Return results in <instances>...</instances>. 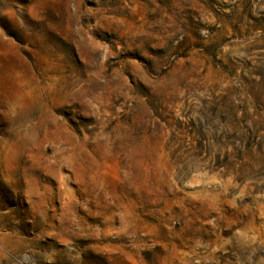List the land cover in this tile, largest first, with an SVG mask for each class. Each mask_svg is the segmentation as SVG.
<instances>
[{
	"label": "rangeland",
	"instance_id": "374dc122",
	"mask_svg": "<svg viewBox=\"0 0 264 264\" xmlns=\"http://www.w3.org/2000/svg\"><path fill=\"white\" fill-rule=\"evenodd\" d=\"M0 264H264V0H0Z\"/></svg>",
	"mask_w": 264,
	"mask_h": 264
}]
</instances>
